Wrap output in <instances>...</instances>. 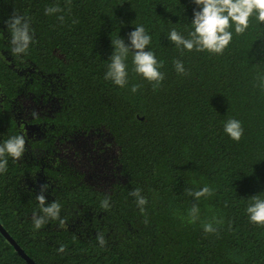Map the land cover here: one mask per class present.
<instances>
[{
  "label": "trees",
  "instance_id": "trees-1",
  "mask_svg": "<svg viewBox=\"0 0 264 264\" xmlns=\"http://www.w3.org/2000/svg\"><path fill=\"white\" fill-rule=\"evenodd\" d=\"M56 5L63 11L45 14ZM200 7L0 0V145L25 139L19 159L0 158V264H29L4 231L37 264H264V225L246 212L250 197L264 198V23L254 11L244 33L231 24L222 54L177 47L168 34L191 38ZM14 12L34 31L19 56L3 23ZM138 25L152 37L146 50L164 61L156 88L133 70L132 51L124 87L104 78L112 39L130 44ZM232 118L244 128L239 142L224 131ZM42 185L44 206L60 205L56 219L41 210ZM204 186L213 195L186 192ZM34 214L45 219L39 229ZM209 223L215 232L204 231Z\"/></svg>",
  "mask_w": 264,
  "mask_h": 264
},
{
  "label": "clouds",
  "instance_id": "clouds-1",
  "mask_svg": "<svg viewBox=\"0 0 264 264\" xmlns=\"http://www.w3.org/2000/svg\"><path fill=\"white\" fill-rule=\"evenodd\" d=\"M70 3L71 0H68ZM197 5H200L199 10H194V18L192 24L194 31L190 33L191 38H185L176 29H172L168 34L171 42L175 43L177 47L183 46L188 51L195 49L196 51L207 50L215 54H222L226 47L232 40V32L229 31L231 24H235V32L242 34L249 27V18L254 11L258 14L259 22L264 23V0H194ZM63 9L59 5L49 6L45 9L46 15H52L62 12ZM58 19L63 22L64 16L61 15ZM231 22V23H230ZM3 23L7 25L10 32L11 51L14 55L26 54L30 44L34 42V31L31 29L30 19L16 14L15 12ZM130 44H126L124 39L119 37L112 39L114 52L109 58L108 71L105 73V79L111 80L114 84L124 87L127 83V64L126 59L130 51L134 53L133 64L134 71L142 75L149 82L153 83L156 88L164 80L165 74L160 71L164 67V61L158 60L155 53L146 50L151 43L152 37L146 32L143 25H138L128 34ZM174 66L178 73L184 74L185 68L183 62L180 60L174 61ZM141 85H133L131 91L133 93L140 89ZM224 131L234 141L239 142L244 135V128L242 122L235 118L229 119L224 125ZM25 151V139L23 136H15L0 145V158L5 156V153L19 159ZM6 160L0 161V172L6 171ZM46 185L41 186V193L37 195V200L40 203L41 210L44 215L53 219L58 218L60 205L52 203L45 207V196L43 191ZM188 195H192L199 200L201 197L213 195V190L204 186L193 192L191 189L186 190ZM130 195L137 197V205L141 212L144 211V205L147 200L140 194L139 189H135ZM250 203L246 208L249 214L250 222L254 224L264 225V198L253 195L250 197ZM108 201L102 202V207L107 208ZM192 215L195 218L199 211L197 205L192 207ZM33 222L35 228L39 229L45 223L44 217L33 215ZM64 222L61 220V224ZM204 231L206 233L215 232L216 229L212 225L205 224ZM97 239L101 246L106 243L103 234H98ZM60 251H64L61 247Z\"/></svg>",
  "mask_w": 264,
  "mask_h": 264
},
{
  "label": "water",
  "instance_id": "water-1",
  "mask_svg": "<svg viewBox=\"0 0 264 264\" xmlns=\"http://www.w3.org/2000/svg\"><path fill=\"white\" fill-rule=\"evenodd\" d=\"M0 228L3 229L1 226ZM4 233L6 234L7 238L16 246L17 251L26 259L29 264H37L28 254H26L17 246V243L7 234L6 231H4Z\"/></svg>",
  "mask_w": 264,
  "mask_h": 264
}]
</instances>
